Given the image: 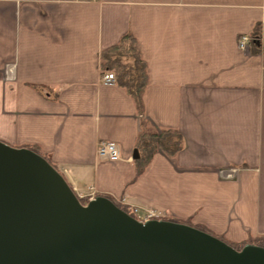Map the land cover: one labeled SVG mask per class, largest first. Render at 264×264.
<instances>
[{"label":"crops","instance_id":"obj_1","mask_svg":"<svg viewBox=\"0 0 264 264\" xmlns=\"http://www.w3.org/2000/svg\"><path fill=\"white\" fill-rule=\"evenodd\" d=\"M137 59L144 114L116 70ZM144 123L183 149L139 174ZM0 141L37 151L80 199L263 246L264 0H0ZM102 143L122 160H100Z\"/></svg>","mask_w":264,"mask_h":264},{"label":"water","instance_id":"obj_2","mask_svg":"<svg viewBox=\"0 0 264 264\" xmlns=\"http://www.w3.org/2000/svg\"><path fill=\"white\" fill-rule=\"evenodd\" d=\"M0 264H264V248L143 223L105 197L84 206L46 159L0 141Z\"/></svg>","mask_w":264,"mask_h":264},{"label":"trees","instance_id":"obj_3","mask_svg":"<svg viewBox=\"0 0 264 264\" xmlns=\"http://www.w3.org/2000/svg\"><path fill=\"white\" fill-rule=\"evenodd\" d=\"M124 43L129 41L133 45L134 40L132 37H126ZM125 48L118 47L112 50L113 54H119L123 51L122 55H135L134 47L128 48V50H124ZM137 77L129 74L125 68L122 66H116L117 72L125 83V88L133 98L136 103L138 112L144 114L145 105H144V93L147 87V76L145 72V67L142 61L137 59ZM138 147L139 150L142 151L143 157L137 162L138 173L142 174L145 169L148 167L152 159L159 152H163L169 157H175L178 153H180L183 149V140L181 136L176 132H156L152 130L147 124H142V132L140 133L138 139ZM31 150V149H30ZM38 154L37 151L32 150ZM81 203L86 206L89 203V200L81 199ZM120 207V206H119ZM121 208V207H120ZM188 225V224H186ZM204 231L203 229H198ZM205 232V231H204ZM207 233V232H206ZM264 242V241H263ZM264 248V243L262 244ZM237 250L241 249V246H232ZM240 248V249H239Z\"/></svg>","mask_w":264,"mask_h":264},{"label":"built area","instance_id":"obj_4","mask_svg":"<svg viewBox=\"0 0 264 264\" xmlns=\"http://www.w3.org/2000/svg\"><path fill=\"white\" fill-rule=\"evenodd\" d=\"M248 43H249V39L243 38L240 43L241 49L245 50L247 48ZM102 82L106 86H112L116 84L117 78L115 74L110 73L103 77ZM98 156L100 160L106 162L117 163L122 160L118 146L113 143H102L98 149ZM130 213L143 223L153 220H159L156 214L150 212H144L143 214H141L138 210H132Z\"/></svg>","mask_w":264,"mask_h":264},{"label":"rangeland","instance_id":"obj_5","mask_svg":"<svg viewBox=\"0 0 264 264\" xmlns=\"http://www.w3.org/2000/svg\"><path fill=\"white\" fill-rule=\"evenodd\" d=\"M128 73H129V71H127ZM131 73H132V75L133 76H137L138 74H137V71L135 70V73L133 74V70H131ZM162 221H164V220H162ZM243 247H241V249H242ZM240 249V248H239Z\"/></svg>","mask_w":264,"mask_h":264},{"label":"flooded vegetation","instance_id":"obj_6","mask_svg":"<svg viewBox=\"0 0 264 264\" xmlns=\"http://www.w3.org/2000/svg\"><path fill=\"white\" fill-rule=\"evenodd\" d=\"M130 213V212H129ZM131 214V213H130Z\"/></svg>","mask_w":264,"mask_h":264}]
</instances>
